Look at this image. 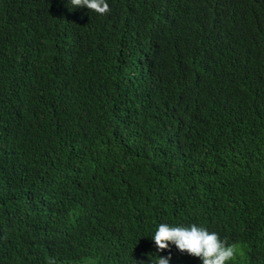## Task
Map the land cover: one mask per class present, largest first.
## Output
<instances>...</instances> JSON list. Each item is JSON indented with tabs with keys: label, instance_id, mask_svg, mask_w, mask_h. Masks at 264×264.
I'll return each instance as SVG.
<instances>
[{
	"label": "trees",
	"instance_id": "obj_1",
	"mask_svg": "<svg viewBox=\"0 0 264 264\" xmlns=\"http://www.w3.org/2000/svg\"><path fill=\"white\" fill-rule=\"evenodd\" d=\"M106 2L0 0V264H264V0Z\"/></svg>",
	"mask_w": 264,
	"mask_h": 264
},
{
	"label": "clouds",
	"instance_id": "obj_2",
	"mask_svg": "<svg viewBox=\"0 0 264 264\" xmlns=\"http://www.w3.org/2000/svg\"><path fill=\"white\" fill-rule=\"evenodd\" d=\"M73 7H86L98 14L111 11L106 0H70ZM158 252L169 251V255L150 256L151 264H170V244L175 245L181 253L197 257L202 264H225L233 258L235 246L229 245L226 239H221L216 232H209L205 227L193 223L190 226H170L162 223L151 237ZM48 264H57L55 258H50Z\"/></svg>",
	"mask_w": 264,
	"mask_h": 264
}]
</instances>
